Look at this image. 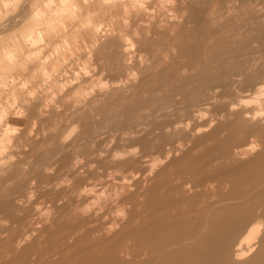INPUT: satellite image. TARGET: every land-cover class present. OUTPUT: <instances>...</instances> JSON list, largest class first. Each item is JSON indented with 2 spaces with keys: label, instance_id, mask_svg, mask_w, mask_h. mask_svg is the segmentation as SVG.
Returning a JSON list of instances; mask_svg holds the SVG:
<instances>
[{
  "label": "rangeland",
  "instance_id": "374dc122",
  "mask_svg": "<svg viewBox=\"0 0 264 264\" xmlns=\"http://www.w3.org/2000/svg\"><path fill=\"white\" fill-rule=\"evenodd\" d=\"M188 2L0 0V264H86L98 248L109 264H237L225 253L233 223L264 216V124L246 112L259 107L252 89L264 79V0ZM172 11L195 21L171 22ZM250 141L256 153L243 158L236 148ZM143 170L151 179L139 184ZM193 180L200 192L184 203L179 190ZM247 252L246 264H264V231Z\"/></svg>",
  "mask_w": 264,
  "mask_h": 264
},
{
  "label": "bare ground",
  "instance_id": "6f19581e",
  "mask_svg": "<svg viewBox=\"0 0 264 264\" xmlns=\"http://www.w3.org/2000/svg\"><path fill=\"white\" fill-rule=\"evenodd\" d=\"M76 1V0H75ZM138 1V0H137ZM144 1H149V0H144ZM193 2H195V3H199V0H189V4H188V6L190 5V4H192ZM120 3V2H119ZM115 4V3H114ZM105 5V4H104ZM126 5V4H125ZM171 5V4H170ZM4 6V5H3ZM127 6V5H126ZM76 7H77V5H76ZM111 9V8H110ZM27 10V9H26ZM97 10H99V9H97ZM177 10V9H176ZM25 11V10H24ZM91 11V10H90ZM15 13V12H14ZM99 13V12H98ZM16 15V14H15ZM21 16V15H20ZM102 16V15H101ZM17 17V16H16ZM103 17V16H102ZM156 17V16H155ZM170 17H171V19H169V21H176V22H178V23H180V24H182V25H185V26H189V24H193V22L195 21V19H194V17H191L190 15L189 16H185V15H178V14H176L175 12H173L172 11V13H170ZM13 18V17H12ZM54 19V18H53ZM201 19V18H200ZM5 20H7V19H5ZM1 21V20H0ZM9 21V20H8ZM23 21V20H22ZM36 21V20H35ZM150 21H153V20H150ZM7 22V21H6ZM11 22V21H10ZM27 22V21H26ZM38 22V21H37ZM3 23V22H2ZM9 23V22H8ZM34 23V22H33ZM153 23V22H152ZM6 24V23H5ZM4 24V25H5ZM10 24V23H9ZM167 25H170V24H167ZM9 26V25H8ZM53 27H54V25H52ZM0 27H2V26H0ZM99 27V26H98ZM97 28V27H96ZM0 29H2V28H0ZM8 29V28H7ZM55 29V28H54ZM3 30V29H2ZM6 30V29H5ZM13 30H14V28H13ZM0 32H2V31H0ZM53 32H55V31H53ZM125 34H127V33H125ZM125 34H124V37H125ZM123 37V36H122ZM121 37V38H122ZM33 38V37H32ZM123 40H125L124 38H122ZM127 39V38H126ZM128 41L130 40V38L129 39H127ZM126 41V40H125ZM134 43V42H133ZM127 44L129 45V43L127 42ZM4 45V44H3ZM5 47V46H4ZM36 47V46H35ZM8 48V47H7ZM4 51V50H3ZM20 51V50H19ZM10 52V51H9ZM132 52V51H131ZM0 55H3V54H0ZM19 56V55H18ZM133 56V55H132ZM5 57V56H4ZM91 59V58H90ZM261 59V58H260ZM202 60V59H201ZM132 62V61H131ZM199 63V62H198ZM90 66V65H89ZM244 76V75H243ZM100 77V76H99ZM259 77V76H258ZM240 78V77H239ZM256 78V77H255ZM236 82H240V79L239 80H236ZM2 84V83H1ZM0 84V85H1ZM180 86V85H179ZM215 92V91H214ZM246 93V92H245ZM252 94L254 95V99H256L257 101H258V104H259V107H253V108H251V109H248V110H246V112H247V116L248 117H250V119H252L253 121H255V123H263L264 124V79H261V80H259V82H257V83H255L254 84V86H253V89H252ZM210 98H216L215 97V95L214 96H212V97H210ZM205 100V99H204ZM203 100V101H204ZM241 100V99H240ZM246 100V99H245ZM242 101V100H241ZM252 102V101H251ZM251 102H247V103H251ZM205 104H208L209 102H207L206 100H205V102H204ZM203 103H201V105H202ZM5 109H7V108H5ZM226 110H227V108H226ZM5 113V112H4ZM205 113V112H204ZM233 113V112H232ZM191 115V114H190ZM187 119V118H186ZM233 119H229L228 121H232ZM222 121V120H221ZM183 122V121H182ZM219 122V121H218ZM220 123V122H219ZM229 123V122H228ZM217 124V123H216ZM218 125V124H217ZM224 125V124H223ZM228 125V124H227ZM215 126V125H214ZM217 127V126H216ZM221 128V126L219 125L218 126V128ZM224 127V126H223ZM217 128V129H218ZM219 128V129H220ZM215 129V128H214ZM223 129V128H222ZM189 130V129H188ZM199 129L197 128V131H198ZM221 130V129H220ZM215 131H216V129H215ZM214 131V132H215ZM218 131V130H217ZM262 131V129H260V131L259 132H261ZM214 132H213V134H214ZM219 132V131H218ZM224 132V131H223ZM264 132V131H263ZM208 133V132H207ZM227 133V132H226ZM232 133V132H231ZM251 133V132H250ZM193 134V133H192ZM205 135H206V133H204ZM220 134V133H219ZM230 134V133H229ZM203 135V134H202ZM211 135V134H210ZM221 135V134H220ZM223 135V134H222ZM224 136V135H223ZM227 136H228V134H227ZM233 136V135H232ZM235 136V135H234ZM200 137H202V136H200ZM228 137H230V138H232L230 135L228 136ZM252 137V136H251ZM250 137V138H251ZM257 137V136H256ZM205 138H207V136H205ZM229 138V139H230ZM247 138V137H246ZM245 137H244V139H246ZM140 139V138H139ZM138 139V140H139ZM198 139H199V137H198ZM197 138H196V140H198ZM235 139V138H234ZM209 140V139H208ZM247 140V139H246ZM251 140V139H250ZM204 141H205V139H204ZM203 141V142H204ZM207 141V140H206ZM229 141V140H228ZM230 141H231V139H230ZM199 142H201V139H200V141ZM208 142V141H207ZM218 142V141H217ZM217 142H216V145H218L217 144ZM221 142V141H220ZM227 142V141H226ZM231 143V142H230ZM243 143V142H242ZM195 143H194V141H193V145H191V147H195V145H194ZM232 144V143H231ZM255 144H256V142H254V141H250V143H244V144H242L241 145V143H240V146H238L236 149H237V152L239 153V154H241V155H243V158H244V156L246 155V154H251V153H253V152H255L254 151V148H255ZM197 146L198 145H200V144H196ZM214 145V144H213ZM215 146V145H214ZM216 147V146H215ZM259 147V146H258ZM261 147V146H260ZM189 152H190V150H188ZM188 151H186V153L185 154H187V152ZM262 151V150H261ZM260 152V151H259ZM256 153V152H255ZM258 153V152H257ZM184 154V155H185ZM205 154V153H204ZM264 154V153H263ZM201 155H203V154H201ZM205 155H207V154H205ZM204 155V156H205ZM209 155V154H208ZM223 155V154H222ZM254 155H258V154H254ZM260 155V154H259ZM238 156H240V155H238ZM263 156V155H262ZM179 157H182V156H179ZM200 157V156H199ZM259 157V156H258ZM63 158V157H62ZM176 158H178V157H176ZM254 158V157H253ZM170 159V158H169ZM215 159H216V157H215ZM258 159V158H257ZM260 159V158H259ZM173 160H176V159H173ZM261 160V159H260ZM158 161V160H157ZM189 161V160H188ZM224 161V160H223ZM251 161H253V159H251L250 160V158H248V160H247V163L249 164V162L251 163ZM176 162V161H175ZM192 162V161H191ZM198 162V161H197ZM216 162V161H215ZM217 162H219V161H217ZM225 162V161H224ZM237 162V161H236ZM239 162V161H238ZM170 163V162H169ZM194 163V162H193ZM192 163V164H193ZM247 163L245 164V163H243V165L245 164V165H247ZM163 164V163H162ZM208 165H210L209 163H207ZM206 164V165H207ZM131 165V164H130ZM164 165V164H163ZM226 165V164H225ZM233 165V164H232ZM240 165H242V164H240ZM239 165V166H240ZM250 165V164H249ZM151 166V165H150ZM153 166V165H152ZM152 166L150 167V168H152ZM169 165L167 164V166L166 167H168ZM203 166V165H202ZM222 166V165H221ZM264 166V165H263ZM165 166H164V168H166ZM195 167V166H194ZM199 167V166H198ZM242 167V166H241ZM244 167V166H243ZM242 167V168H243ZM163 168V170H165ZM223 168V167H222ZM227 168V167H226ZM226 168H224V169H226ZM260 168V167H259ZM47 169V168H46ZM50 169V168H49ZM156 169V168H155ZM203 169V168H202ZM223 169V170H224ZM262 170L264 169V167H262L261 168ZM261 169H258V171L257 172H259ZM149 170H151V169H149ZM196 170V169H195ZM208 170H210V169H208ZM220 170H222V169H220ZM222 170V171H223ZM261 170V172L263 173L264 171H262ZM148 171V170H147ZM211 171V170H210ZM209 171V172H210ZM240 171H242V169L240 170ZM50 172H51V170H50ZM161 172V171H160ZM208 172V171H207ZM208 172V173H209ZM212 172V171H211ZM221 172V171H220ZM224 172H227V170H225ZM245 172V171H244ZM163 173H165V171L163 172ZM201 173V172H200ZM216 173H218V172H216ZM216 173H215V176H216ZM256 173V172H255ZM260 173V172H259ZM206 174V173H205ZM226 174H228V172L226 173ZM148 175V173L147 172H145V170H143V178L139 181H137L139 184L141 183V181L144 179V180H146V179H148L149 177V180L151 179V176H147ZM152 175V174H151ZM156 175V174H155ZM204 175V174H203ZM207 176H209L208 174H206ZM259 175H261V174H259ZM258 175V173H256V175L254 174L253 176H249V178L251 177H253L254 179H255V177L254 176H256V179H258L257 177L259 176ZM263 176H264V173L262 174ZM158 176H161V174H159ZM211 176V175H210ZM221 176V175H220ZM64 177V176H63ZM211 177H213V176H211ZM157 178H160V177H157ZM174 178V177H173ZM178 178V177H177ZM207 177H205V179H206ZM214 178V177H213ZM248 178V177H247ZM248 178V181L251 179H249ZM253 178H252V180H253ZM52 179H53V177H52ZM152 179H154V178H152ZM200 179V178H199ZM199 179H197V181L199 180ZM202 179V178H201ZM209 179V178H208ZM207 179V180H208ZM211 179V178H210ZM259 179H260V177H259ZM195 180V179H194ZM194 180H193V182H194ZM203 180V179H202ZM213 180V179H212ZM218 181L219 180V178H217V179H215V181ZM222 179H220V181H221ZM264 180V178L262 177V181ZM127 181H128V179H127ZM126 181V183H130V181L129 182H127ZM177 181H178V179H177ZM196 181V180H195ZM196 181V182H197ZM204 181H206V180H204ZM247 181V180H246ZM247 181V182H248ZM259 181V183H260V180H258ZM63 182V181H62ZM119 182V181H118ZM149 182V181H148ZM207 182V181H206ZM219 182V181H218ZM221 182H223V181H221ZM174 183V182H173ZM205 183V182H204ZM212 184H213V181L211 182ZM227 183V182H226ZM256 183H257V181H256ZM263 183H264V181H263ZM147 184V183H146ZM145 184V185H146ZM194 184V185H193ZM192 185L190 184V186L188 185V189H183V190H179V191H182V193H181V195H180V197H179V200H181V201H183L184 203L185 202H187V201H189V200H191L193 197H195L196 196V194H199V188H198V184H196L195 182L193 183ZM212 184H211V186H212ZM241 184V183H240ZM244 183H242V185H243ZM255 184V183H254ZM258 184V183H257ZM120 185V184H119ZM125 185H127V184H125V183H122V185H121V187L122 188H124L125 187ZM205 185V184H204ZM219 185H220V183L219 184H216V185H214L213 186V188H220L219 187ZM253 185V184H252ZM259 185V184H258ZM132 186H134V185H132ZM132 186H131V188H132ZM143 186V185H142ZM176 186V185H175ZM228 186V185H227ZM248 186V185H247ZM257 186V185H256ZM261 186V185H260ZM259 186V189L261 188ZM127 187H128V189H129V184L127 185ZM139 187V186H138ZM173 187V186H172ZM249 188H250V186H248ZM255 187V186H254ZM136 188V187H135ZM134 188V189H135ZM175 188V187H174ZM229 188V187H228ZM258 188V187H257ZM133 189V188H132ZM141 189V188H140ZM231 189V188H230ZM229 189V190H230ZM232 189H234V191L236 192V190H235V188L233 187ZM251 189H253V187L251 188ZM262 189V188H261ZM261 189L259 190V192L261 191ZM135 190H137V189H135ZM171 190V189H170ZM253 190H255V189H253ZM257 190V189H256ZM186 191H188V192H186ZM258 191V190H257ZM116 192L117 191H115V194H116ZM133 192V191H132ZM166 193L168 192V191H165ZM172 192V191H171ZM239 192L241 193V191L239 190ZM251 192V191H250ZM256 192V191H255ZM258 192V193H259ZM120 193V192H119ZM169 193V192H168ZM167 193V194H168ZM188 193V195H186V194ZM217 193V192H216ZM230 193V196L228 197V196H226V198H225V196L223 195V197L226 199V200H229V199H239V198H241L242 197V195L241 194H235L234 195V192H233V194L231 193V192H229ZM257 193V192H256ZM262 193V192H261ZM130 194V193H129ZM245 194H246V192H245ZM245 194H244V197H245ZM247 194H248V190H247ZM246 194V197L244 198V200L247 198V195ZM249 194H251V193H249ZM263 194V193H262ZM138 195V194H137ZM169 195H170V193H169ZM128 196V195H127ZM132 196L134 197V195H133V193H132ZM165 196V195H164ZM31 197V196H30ZM58 198H56L57 199V201H58V199H60L59 198V196H57ZM203 197V196H202ZM257 197V196H256ZM32 198V197H31ZM125 198V197H124ZM135 198V197H134ZM159 198V197H158ZM167 198H169V197H167ZM173 198V197H172ZM190 198V199H189ZM201 198V197H200ZM28 199H30V198H28ZM162 199V198H161ZM196 199H197V197H196ZM242 199V198H241ZM248 200L250 199V198H247ZM252 199H253V196H252ZM33 201H34V199H32ZM144 200V199H143ZM169 200V199H168ZM173 200H175V199H173ZM220 200H222V199H218V200H216V201H220ZM224 200V199H223ZM226 200H224L225 202H226ZM253 200H255V199H253ZM31 201V200H30ZM167 201V200H166ZM178 201V200H177ZM230 201H232V200H230ZM246 201V200H245ZM18 202H20V201H18ZM35 202V201H34ZM54 202H56V201H54ZM96 202V201H95ZM157 202V201H156ZM163 202H165V201H163ZM174 202V201H173ZM223 202V201H222ZM227 202H229V201H227ZM262 202V201H261ZM24 203H26V202H24ZM31 203V202H30ZM64 203V202H63ZM73 203V202H72ZM166 203V202H165ZM168 203H170V200H169V202ZM167 203V204H168ZM234 203H237V205H239V201H234ZM27 204V203H26ZM62 204V203H61ZM118 204V203H117ZM160 204H162V203H160ZM173 204V203H172ZM179 204V203H178ZM177 204V205H178ZM190 204V203H189ZM192 204V203H191ZM228 205V206H225V205ZM24 205V204H23ZM49 205V204H48ZM63 205V204H62ZM97 205V204H96ZM153 205H155V204H153ZM169 205V204H168ZM171 205V204H170ZM175 205V204H174ZM230 205H231V203H230ZM37 206V205H36ZM35 206V207H36ZM64 206H66V205H64ZM68 206H69V204H68ZM67 206V207H68ZM80 206V205H79ZM121 206V205H120ZM120 206L118 205V207L120 208ZM149 207H150V205H148ZM167 206V205H166ZM207 206H210V205H207ZM232 206H234V205H232ZM29 207V206H28ZM38 207V206H37ZM70 207V206H69ZM75 207V206H74ZM77 208H79L78 206H76ZM75 207V208H76ZM104 207V206H103ZM128 207V206H127ZM227 207H229V203L228 204H226V203H223L222 204V206H221V208L220 209H222L223 210V214H225V215H227V213L230 211V210H228V208ZM235 207V206H234ZM19 208V207H18ZM40 208V207H39ZM72 208H73V206H72ZM154 208V207H153ZM153 208H151V209H153ZM164 208H166L167 209V211H168V207H165L164 206ZM163 208V209H164ZM245 207H242V209H244ZM20 209V208H19ZM31 209V208H30ZM74 209V208H73ZM72 209V210H73ZM82 209H84L83 207H82ZM81 209V210H82ZM120 209H123V207L122 208H120ZM126 209V208H125ZM157 209V208H156ZM160 209V208H159ZM163 209H161V210H163ZM171 209V208H170ZM173 209H175V208H173ZM198 209V208H197ZM246 209V208H245ZM23 210V209H22ZM44 210V209H43ZM68 210V209H67ZM66 210V211H67ZM76 210V209H75ZM147 210V209H146ZM155 210V209H154ZM176 210V209H175ZM213 210V209H212ZM261 210V209H260ZM20 211V210H19ZM30 211V210H29ZM62 211V210H61ZM69 211V210H68ZM118 211V210H117ZM120 212H121V210H119ZM118 211V212H119ZM123 211V210H122ZM126 211V210H125ZM149 211V210H148ZM30 212H32V211H30ZM29 212V213H30ZM44 212V211H43ZM42 212V213H43ZM46 212H48V211H46ZM85 212V211H84ZM146 212V211H145ZM150 212H151V210H150ZM164 212V211H163ZM209 211H206V213H208ZM27 213V212H26ZM28 213V214H29ZM35 213V212H34ZM37 213V212H36ZM40 213V212H39ZM48 213H50V211L48 212ZM61 213V212H60ZM124 213H127V212H123L122 214H124ZM152 213V212H151ZM166 213V212H165ZM38 214V213H37ZM44 214V213H43ZM64 214V213H63ZM147 214V213H146ZM154 214V213H153ZM155 214H156V212H155ZM154 214V215H155ZM157 214H158V212H157ZM156 214V215H157ZM193 214V213H192ZM211 214V213H210ZM222 214V215H223ZM30 215V214H29ZM32 215V214H31ZM30 215V216H31ZM49 215V214H48ZM47 215V216H48ZM58 215V214H57ZM57 215H55V216H57ZM141 215V214H140ZM150 215V214H149ZM163 215V214H162ZM27 216V215H26ZM60 216V215H59ZM59 216H57V217H59ZM124 216H125V214H124ZM134 216V215H133ZM157 216H159V214L157 215ZM261 217H259V218H257V219H249V220H239V221H237L236 223H233V227H234V229H233V232L231 233V235H230V242H228V246H227V248L225 249V253L226 254H228V257L230 258V257H232V254H235V257L233 256V260L235 261V262H237V264H246L249 260H251V257H253V256H251V254H249L247 251H249V250H252V247H253V245H255V243H257V242H259L261 239H262V234H263V231H264V216H263V214H261L260 215ZM28 217V216H27ZM56 217V218H57ZM136 217H138V216H136ZM155 217V216H154ZM223 217H226V216H223ZM47 218V217H46ZM84 218V217H83ZM127 218V217H126ZM131 218V217H130ZM133 218V217H132ZM141 218V217H140ZM139 218V219H140ZM221 219H222V217H220ZM75 219V218H74ZM79 219V218H78ZM82 219V218H81ZM134 219V218H133ZM138 219V218H137ZM143 219V218H142ZM23 220V219H22ZM85 220V219H84ZM129 220V219H128ZM127 220V221H128ZM136 220V219H135ZM159 221H160V219H158ZM164 220H166V219H164ZM171 220V219H170ZM203 220H206V219H203ZM225 220H227V221H231L232 220V218H225ZM32 221V220H31ZM43 221V220H42ZM76 221V220H75ZM74 221V222H75ZM79 221V220H78ZM82 221V220H81ZM80 221V222H81ZM112 221V220H111ZM115 221V223H116V220H114ZM117 221H119V220H117ZM123 221H125V220H123ZM139 221H141V220H139ZM162 221V220H161ZM160 221V222H161ZM174 221V220H173ZM60 222V221H59ZM68 222H71V221H68ZM135 222V221H134ZM207 222V221H206ZM39 223V222H38ZM44 223V222H43ZM46 223V222H45ZM62 223H63V221H62ZM61 223V224H62ZM73 223V222H72ZM76 223V222H75ZM113 223V222H112ZM111 223V224H112ZM124 223H126L127 224V222L125 221ZM136 223V222H135ZM148 223H151L150 221L148 222ZM147 223V224H148ZM155 223H156V221H155ZM196 223H198V222H196ZM195 223V224H196ZM203 223V222H202ZM26 224V223H25ZM41 224V223H40ZM52 224H55V223H52ZM60 224V223H59ZM65 224H68V223H65ZM64 224V225H65ZM74 224V223H73ZM80 224V223H79ZM84 224V223H83ZM158 224H160V223H158ZM21 225H24V224H21ZM28 225V224H27ZM39 225V224H38ZM37 224H36V226H38ZM70 225V224H69ZM74 225H77V227L79 226L78 224H74ZM108 225V224H107ZM113 225V224H112ZM115 225V224H114ZM116 225H118V224H116ZM138 225V224H137ZM145 225V224H144ZM151 225V224H150ZM150 225H148V226H150ZM215 226L216 228L220 225L219 224V222H213L212 223V226ZM98 226V225H97ZM110 226V225H109ZM176 226V225H175ZM67 227V226H66ZM76 226H74V228H75ZM76 227V228H77ZM145 227H147V226H145ZM159 227V226H158ZM173 227V226H172ZM171 227V228H172ZM28 228V227H27ZM39 228V227H38ZM60 228L62 229L63 228V230H64V228L65 227H61L60 226ZM69 228V227H68ZM68 228L66 229V230H68ZM71 228H72V226H71ZM71 228H69L70 230H71V232H69V230H68V232H69V234H71L72 232H74L73 230H75V229H71ZM97 228V227H96ZM165 228H167V227H165ZM173 228H175V227H173ZM172 228V229H173ZM177 228V227H176ZM175 228V229H176ZM60 229V230H61ZM110 229V228H109ZM116 229V228H115ZM144 229V228H143ZM194 229V228H193ZM205 229V227L203 228V230ZM41 230V229H40ZM52 230V229H51ZM50 230V231H51ZM91 230V229H90ZM106 230V229H105ZM126 230V229H125ZM136 230V229H135ZM176 230H178V229H176ZM192 230V229H191ZM229 230V229H228ZM21 231V230H20ZM41 231H43V230H41ZM52 231H54V230H52ZM52 231H51V233H52ZM89 231V230H88ZM103 231V230H102ZM117 232H114V234L113 233H110V234H108V235H115V234H119L120 232H122V230H116ZM145 231V230H144ZM147 231H149V230H146L145 232H147ZM152 231V230H151ZM179 231V230H178ZM6 232V231H5ZM26 232V231H25ZM40 232V231H39ZM44 232H45V230H44ZM43 232V233H44ZM78 232V231H77ZM90 232V231H89ZM101 232V231H100ZM106 232L108 233V230H106ZM127 232H128V229H127ZM131 232V231H130ZM190 232V231H189ZM26 233H28V232H26ZM50 233V234H51ZM57 233V232H56ZM56 233H54V234H56ZM61 233H65V232H61ZM79 233V232H78ZM137 233V232H136ZM193 233V232H192ZM3 234V233H2ZM23 234V233H22ZM35 234V233H34ZM46 234V233H45ZM47 234H49V233H47ZM74 234V233H73ZM76 234V233H75ZM101 234V233H100ZM158 234V233H157ZM156 234V235H157ZM166 234V233H165ZM18 235V234H17ZM24 235H25V233H24ZM43 235V234H42ZM65 235L67 236V233H65ZM64 235V236H65ZM82 235V234H81ZM87 235H89L88 233H87ZM127 235V234H126ZM134 235V234H133ZM143 235V234H142ZM159 235H160V233H159ZM162 235V234H161ZM174 235V234H173ZM19 236V235H18ZM40 236V235H39ZM39 236L38 237H36V240H37V238L39 239ZM52 236V235H51ZM55 236V235H54ZM65 236V237H66ZM100 236V235H99ZM123 236V235H122ZM167 236V235H166ZM192 235H190V236H188V234L185 236V237H183V238H180L179 240H176V237H175V240H174V242H169L168 244H169V246H171V245H174V248L172 249L173 251H178L179 249H181L183 246H185V245H188V243L189 242H187V240L186 239H188L189 237H191ZM53 237V236H52ZM77 237V236H76ZM82 237V236H81ZM83 237H85L84 235H83ZM103 237V236H102ZM126 237V236H125ZM135 237H136V235H135ZM150 237V236H149ZM154 237V236H153ZM168 237V236H167ZM1 238V237H0ZM19 238V237H18ZM31 238V237H30ZM32 238H35L34 236L32 237ZM41 238V237H40ZM45 238V237H44ZM43 238V239H44ZM47 238V237H46ZM72 238V237H71ZM78 238H80L79 236H78ZM77 238V239H78ZM101 238V237H100ZM109 238V237H108ZM116 238H118V237H116ZM120 238V237H119ZM128 238H129V236H128ZM128 238H126V240L128 239ZM131 238H132V236H131ZM155 238V237H154ZM27 239H29V237L27 238ZM52 239H54V238H52ZM51 239V240H52ZM58 241H59V239L58 238H56ZM76 239V238H75ZM74 239V240H75ZM104 239H106L107 240V237L106 238H104ZM120 239H122V238H120ZM133 239V238H132ZM135 239V238H134ZM133 239V240H134ZM153 239V238H152ZM166 239V238H165ZM19 240V239H18ZM17 240V241H18ZM41 239H39L38 241H36V242H38V244H39V241H40ZM65 240H67L66 238H65ZM68 240H69V237H68ZM83 240V239H82ZM82 240H79V242H82ZM136 240V239H135ZM134 240V241H135ZM151 240V239H150ZM167 240V239H166ZM27 241V240H26ZM29 241V240H28ZM42 241V240H41ZM54 241H55V239H54ZM71 241V240H70ZM69 241V242H70ZM78 241V240H77ZM119 242V240H116V242ZM131 241V240H130ZM157 241V240H156ZM165 241V240H164ZM24 242V241H23ZM74 242H76V241H74ZM137 242V241H136ZM16 243H18V242H16ZM22 243V242H21ZM29 243V242H28ZM44 243H46V242H44ZM77 243V242H76ZM121 243H123V242H121ZM139 243H141L140 241H139ZM155 243V242H154ZM206 243V242H205ZM19 244V243H18ZM17 244V245H18ZM23 244V243H22ZM26 244V243H25ZM34 244H35V241H34ZM40 244H41V242H40ZM42 244H43V242H42ZM61 244V243H60ZM60 244H58L59 246H60ZM80 244H83V243H80ZM126 244V243H125ZM207 244V243H206ZM15 245V248L17 247V248H19L20 246L18 245ZM24 245V244H23ZM30 245H31V243H30ZM35 245H37V244H35ZM44 245V244H43ZM46 245H47V243H46ZM57 245V247H59ZM86 245H88V244H86ZM115 245V244H114ZM124 245V244H123ZM129 245V244H128ZM138 246H139V244H137ZM165 245V244H164ZM32 246H34V245H32ZM38 246V245H37ZM37 246H36V248H37ZM52 246V245H51ZM62 246V245H61ZM89 246L90 245H88V248H89ZM111 246V245H110ZM8 247H10V246H8ZM13 247V246H12ZM45 247H47L48 248V245L47 246H45ZM87 247V246H86ZM105 247V246H104ZM133 247V246H132ZM173 247V246H172ZM29 248V246L27 247V250H25V251H27V252H29L28 249ZM42 248V247H41ZM46 248V249H47ZM96 248V247H95ZM101 248V247H100ZM103 248V247H102ZM101 248V249H102ZM106 248H108V246L106 247ZM105 248V249H106ZM125 248H126V246H125ZM171 248V247H170ZM5 249H6V247H5ZM12 249V248H11ZM31 250L32 249H34V247L32 248H30ZM45 249V248H44ZM44 249H42V251H44L46 254H47V250H44ZM49 249V248H48ZM57 249H59V248H57ZM84 249V248H83ZM83 249H82V251H83ZM116 249H117V246H116ZM128 249V248H127ZM203 249V248H202ZM15 250H17V249H15ZM20 250V249H19ZM24 250V249H23ZM30 250V251H31ZM36 250V249H35ZM34 250V251H35ZM61 250H63V247H62V249ZM61 250H59V251H61ZM84 250H87L86 248L84 249ZM96 250V249H95ZM97 250H99V248L97 249ZM95 251V252H93L94 254H93V256H91L92 258H91V261L89 262L88 261V259L89 258H87V256L89 255H87V252L89 251H87L86 252V260H85V263L87 264L88 262H89V264H109L110 263V258H109V256L108 255H106V254H103L102 252H100V250L99 251ZM104 250V248L102 249V251ZM203 250H205V249H203ZM52 252H53V249L51 250ZM93 251V250H92ZM131 251V250H130ZM136 251H137V249H136ZM136 251H134L135 253H136ZM153 251V250H152ZM2 252V251H1ZM38 252V251H37ZM63 252V251H62ZM66 252V251H65ZM70 252V251H69ZM69 252H68V254H66V255H70L69 254ZM138 252V251H137ZM158 252V251H157ZM203 252V251H202ZM17 253V252H16ZM25 253V252H24ZM23 253V254H24ZM54 253V252H53ZM53 253L51 254L52 256H53ZM58 253V252H57ZM56 253V254H57ZM71 253H74L73 251L71 252ZM83 253H85V252H83ZM171 253V252H170ZM9 254V253H8ZM12 254H15V253H13L12 252ZM34 254V253H33ZM42 254V253H41ZM50 254V253H49ZM55 254V253H54ZM75 256H76V254H77V251H75ZM17 255V254H16ZM27 255V257H30V256H28V254H26L25 253V255L24 256H26ZM35 255V254H34ZM43 255H44V253H43ZM50 255V256H51ZM137 255V254H136ZM154 255V254H153ZM160 255V254H159ZM12 256H15V255H12ZM33 256V255H32ZM37 256V255H36ZM41 257H42V255H40ZM49 256V255H48ZM49 256V257H50ZM34 257V256H33ZM40 257V258H41ZM45 257H47V255H45ZM44 257V258H45ZM55 257H58V256H56L55 255ZM54 257V259H56ZM72 257V256H71ZM89 257V256H88ZM199 257V256H198ZM203 257V256H202ZM213 257V256H212ZM224 257H225V255H224ZM26 258V257H25ZM38 258V257H37ZM44 258H42L41 259V261L44 259ZM48 258V257H47ZM52 258V257H51ZM160 258V257H159ZM200 258V257H199ZM204 258V257H203ZM32 259V258H31ZM49 259V258H48ZM27 260H29V259H27ZM40 260V259H39ZM45 260H46V258H45ZM57 261H59V263H57L56 261V263H54L53 262V264H82L83 262L81 261H79V260H75V259H72V258H68V257H65V258H62V256H59L57 259H56ZM81 260V259H80ZM129 260V259H128ZM191 260V259H190ZM193 260V259H192ZM34 261V260H33ZM32 261V262H33ZM46 261H48V260H46ZM45 261V262H46ZM50 261H52V260H50ZM185 261H187V260H185ZM10 262V261H9ZM17 262V261H16ZM16 262H14V264H18V263H16ZM37 262H38V260H37ZM37 262H36V264H37ZM128 262V261H127ZM189 262V261H188ZM11 263V262H10ZM9 263V264H10ZM29 263V262H28ZM39 263H40V261H39ZM42 263V262H41ZM224 263V262H223ZM8 264V263H7ZM20 264V263H19ZM49 264V263H48ZM146 264V263H145ZM156 264V263H155ZM188 264V263H187Z\"/></svg>",
  "mask_w": 264,
  "mask_h": 264
}]
</instances>
